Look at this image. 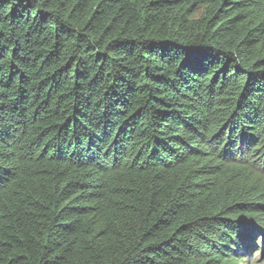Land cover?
<instances>
[{
	"label": "trees",
	"instance_id": "obj_1",
	"mask_svg": "<svg viewBox=\"0 0 264 264\" xmlns=\"http://www.w3.org/2000/svg\"><path fill=\"white\" fill-rule=\"evenodd\" d=\"M257 249L264 0H0V264Z\"/></svg>",
	"mask_w": 264,
	"mask_h": 264
},
{
	"label": "rangeland",
	"instance_id": "obj_2",
	"mask_svg": "<svg viewBox=\"0 0 264 264\" xmlns=\"http://www.w3.org/2000/svg\"><path fill=\"white\" fill-rule=\"evenodd\" d=\"M260 252L261 251L257 249V252H255V254H253L252 256H249L246 260H244L243 263H240V264H262Z\"/></svg>",
	"mask_w": 264,
	"mask_h": 264
}]
</instances>
